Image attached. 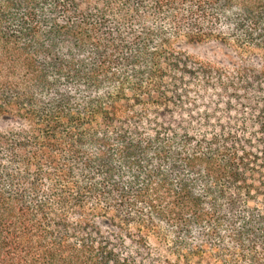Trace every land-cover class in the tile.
Wrapping results in <instances>:
<instances>
[{
	"label": "trees",
	"instance_id": "obj_1",
	"mask_svg": "<svg viewBox=\"0 0 264 264\" xmlns=\"http://www.w3.org/2000/svg\"><path fill=\"white\" fill-rule=\"evenodd\" d=\"M0 264H264V0H0Z\"/></svg>",
	"mask_w": 264,
	"mask_h": 264
},
{
	"label": "rangeland",
	"instance_id": "obj_2",
	"mask_svg": "<svg viewBox=\"0 0 264 264\" xmlns=\"http://www.w3.org/2000/svg\"><path fill=\"white\" fill-rule=\"evenodd\" d=\"M204 48L203 45H189L187 46L188 51H190L191 53L197 54L200 53V51H202Z\"/></svg>",
	"mask_w": 264,
	"mask_h": 264
}]
</instances>
